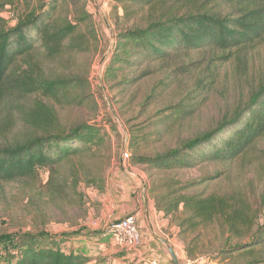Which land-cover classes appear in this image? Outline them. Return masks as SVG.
<instances>
[{"label": "trees", "instance_id": "trees-1", "mask_svg": "<svg viewBox=\"0 0 264 264\" xmlns=\"http://www.w3.org/2000/svg\"><path fill=\"white\" fill-rule=\"evenodd\" d=\"M22 1L27 7L14 26L0 13V106L17 103L22 97L38 98L20 112L27 130L0 141V181H25L30 186L40 181V170L47 168L48 198L81 205L82 185L102 193L105 190V171L92 163L103 159L109 139L102 131L104 124L82 123L70 128L61 124L52 101H73L80 83L73 75L48 73L38 58L75 63V56L89 51L96 39L93 27L87 24L91 15L83 10L72 20L62 11L63 0L41 5L32 0H0V12ZM117 1L126 28L117 20V42L108 69L126 68L133 72L130 81L134 82L154 73L156 67L172 73L185 57L201 51L235 65L240 93L215 128L165 154L139 156L141 163L172 169L202 159L233 160L264 140V72L257 65L264 58V0ZM155 64L158 66L153 67ZM215 81V77L201 79L199 91H209ZM159 91H152L147 101L155 99ZM187 104L182 105L183 113L196 109L189 110ZM213 175L189 182L185 188L205 184L219 174ZM157 199L156 210L178 221L182 239L197 226L221 221L225 241L215 252L235 259L231 264H264V195L258 207L244 192L178 195L175 190ZM163 200L167 204H161ZM77 232L86 237L102 235L86 228ZM42 235V245L38 244L39 234L20 236L18 251L8 264H93L78 247H67L62 235ZM196 240L189 241L188 259L206 255H195ZM201 247L197 251L211 252Z\"/></svg>", "mask_w": 264, "mask_h": 264}, {"label": "rangeland", "instance_id": "rangeland-1", "mask_svg": "<svg viewBox=\"0 0 264 264\" xmlns=\"http://www.w3.org/2000/svg\"><path fill=\"white\" fill-rule=\"evenodd\" d=\"M43 2L49 0H32L36 5ZM26 7L27 3L22 1L13 6L7 5L0 13L12 27ZM83 10L91 15V22L87 24L93 27L96 38L92 39L90 50L76 55L75 63H57L40 55L38 59L48 73L73 75L80 83L73 93V101H52L61 124L67 128L82 123L104 124L102 131L109 139L110 148L103 151V159L92 164L105 171L106 181L112 171L123 169L140 178L144 196L155 204L162 194L177 190L178 195L244 192L258 207L264 195V140L258 142L249 153L233 160L202 159L192 165H177L172 169L139 161L142 160L139 156L153 158L165 154L215 128L240 98L236 90L235 65L200 51L185 57L182 65L172 73L156 67L154 73L131 82L133 72L126 68L108 69L117 42V20L121 22L122 29L126 28L120 19L123 16L121 3L117 0H63L62 11L69 14L72 20ZM87 24L84 23L82 28L86 29ZM257 65L264 72V58ZM213 77L216 80L213 87L209 91H199L197 85L201 79ZM158 88L157 97L147 101L151 92ZM191 95H195L194 100L190 99ZM37 98V95H33L22 97L17 103L1 104L0 141L27 130L21 122L20 112L28 109ZM186 103L189 110L196 109L183 113L182 105ZM212 174L219 175L205 184L185 188L189 182ZM48 176L49 170L42 168L40 181L32 182L30 186L25 181H0V264H8L14 258L22 235L39 234L38 244L42 245L43 233L77 232L85 228L108 234L102 237L106 246L101 251L94 250L95 255L91 257L93 264H136L129 257L123 258L130 252L111 240L108 229L116 219L110 217L112 208L101 201L102 192L82 185L80 191L84 199L81 205L52 200L45 194ZM103 192H106V183ZM167 202L163 200L161 204ZM169 219L176 227L174 233L187 257L189 241L197 239L194 242L197 246L195 255L206 254L214 264H231L235 261L215 252L216 248L223 247L225 241V228L221 221L197 226L185 233L186 238L182 239L179 237L178 221L172 217ZM162 238L166 245L169 244V238ZM111 246L115 251L105 254ZM199 246L211 252L197 251ZM97 248L99 246L95 245Z\"/></svg>", "mask_w": 264, "mask_h": 264}, {"label": "crops", "instance_id": "crops-1", "mask_svg": "<svg viewBox=\"0 0 264 264\" xmlns=\"http://www.w3.org/2000/svg\"><path fill=\"white\" fill-rule=\"evenodd\" d=\"M100 195L101 201L112 208L110 217L119 219L129 214L137 216L143 243L138 248H125L130 254L128 253L123 258L129 257L136 261V264H140L142 261H146L144 264H149V259L153 258H157L161 264H182L187 259L186 251L178 241L177 234L174 233L176 227L169 218L164 217L162 213L156 210L152 199L144 196L140 178L123 169H116L109 174L106 181V192ZM167 231H169V235ZM56 233L63 236L67 247H78L89 257H94L96 252L94 250L101 251L106 246L103 241L105 238L102 237L108 235L103 233L100 238V236L86 237L75 231ZM162 236L169 238V244H165ZM95 245H98L99 248L95 249ZM111 247L105 254L115 251L113 246Z\"/></svg>", "mask_w": 264, "mask_h": 264}, {"label": "built area", "instance_id": "built-area-1", "mask_svg": "<svg viewBox=\"0 0 264 264\" xmlns=\"http://www.w3.org/2000/svg\"><path fill=\"white\" fill-rule=\"evenodd\" d=\"M112 242L121 248L134 249L143 243V236L136 215L129 214L116 219L109 228ZM149 264H161L157 259H149ZM182 264H214L206 255L186 259Z\"/></svg>", "mask_w": 264, "mask_h": 264}]
</instances>
